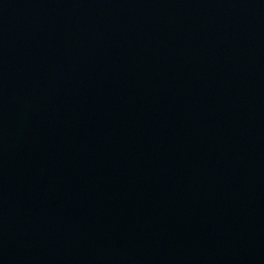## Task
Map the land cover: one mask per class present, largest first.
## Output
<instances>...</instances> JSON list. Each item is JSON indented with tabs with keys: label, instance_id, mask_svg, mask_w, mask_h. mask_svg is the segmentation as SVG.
Instances as JSON below:
<instances>
[{
	"label": "water",
	"instance_id": "95a60500",
	"mask_svg": "<svg viewBox=\"0 0 264 264\" xmlns=\"http://www.w3.org/2000/svg\"><path fill=\"white\" fill-rule=\"evenodd\" d=\"M0 264H264V0H0Z\"/></svg>",
	"mask_w": 264,
	"mask_h": 264
}]
</instances>
